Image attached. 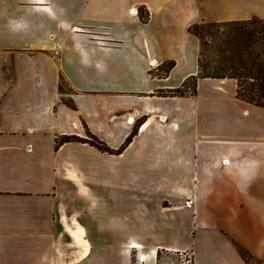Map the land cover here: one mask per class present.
Here are the masks:
<instances>
[{
    "label": "crops",
    "instance_id": "1",
    "mask_svg": "<svg viewBox=\"0 0 264 264\" xmlns=\"http://www.w3.org/2000/svg\"><path fill=\"white\" fill-rule=\"evenodd\" d=\"M251 18L264 19V0H0V264H85L84 233L144 256L246 264L241 249L264 264V108L227 79H199L194 96L155 94L196 73L189 26ZM59 74L73 94L59 93ZM134 127L119 155L55 148L89 131L116 150ZM112 179L127 190L106 189Z\"/></svg>",
    "mask_w": 264,
    "mask_h": 264
},
{
    "label": "trees",
    "instance_id": "2",
    "mask_svg": "<svg viewBox=\"0 0 264 264\" xmlns=\"http://www.w3.org/2000/svg\"><path fill=\"white\" fill-rule=\"evenodd\" d=\"M187 31L198 40L197 72L189 77L191 80L183 82L185 85L191 81L192 94L195 93L198 79H230L236 82L237 99L264 108V19L193 24ZM172 66L173 62L165 65L164 75ZM178 93L183 94L180 91ZM65 103L73 108L69 100ZM135 133L131 131L116 150L110 149L89 133V139L63 136L56 140L55 148L63 143L78 142L102 153L119 155ZM240 255L246 264H251L250 257L241 249Z\"/></svg>",
    "mask_w": 264,
    "mask_h": 264
},
{
    "label": "rangeland",
    "instance_id": "3",
    "mask_svg": "<svg viewBox=\"0 0 264 264\" xmlns=\"http://www.w3.org/2000/svg\"><path fill=\"white\" fill-rule=\"evenodd\" d=\"M139 15L141 16L140 20L142 22L146 21V18L144 16H142L141 13ZM203 23L204 22L198 23V24H203ZM94 42L98 43V44H102L101 40L95 39ZM165 65L163 64L162 68H164ZM163 71H164L163 69L159 70L157 75L164 76ZM189 77L191 78V76H189ZM189 77L187 79L191 80ZM57 80H58V91L61 95H69L71 93L73 94V91L68 86L67 81L63 77L62 74L58 75ZM221 80H224V79H221ZM227 80H230V79H227ZM197 81H196V85H197ZM234 84L236 85L235 81H234ZM176 89H177V91H174L175 89H172V90H168V91L158 92L155 94L157 96H167V97H177V96L189 97V96H194L197 93L196 88H195V93L192 94V92H191L192 91L191 81L186 82L185 85L182 83V85ZM178 91H180V93L181 94L183 93V94L180 95L178 93ZM201 95L205 97L206 94L202 92ZM63 98H66V97L64 96ZM251 105H253V104H251ZM238 116H239V114H238ZM228 128H230V127L228 126ZM131 131L136 132V127H134ZM88 133L91 134L89 131L87 132V134ZM83 139H89V136L88 137L86 136ZM122 161L123 160H120L116 163L115 169L113 166H112V168L116 171L117 179L119 178L120 181L124 180L126 182V187H127L128 186V183H127L128 180L127 179H131L132 177L129 174V170L127 168H125L126 164H124ZM128 166H129V163H128ZM112 182L114 184H112V186H110V187L106 186V189L113 190V192H116V195H119L121 193L122 189L127 190V188H121L120 184L118 185L117 183H115L114 179H112ZM114 186H116V187H114ZM112 187H114V189ZM92 195L93 194H91V195L88 194V196H89L88 198L91 200L90 203H92L91 207L89 208V213H92V212L96 213V209H93L95 207L96 201H92L94 199V196H92ZM75 218H76V216L74 217V219ZM112 218H113L112 215L104 216V220L101 221V223H103V224L100 223V225L104 226L106 228L108 225H110L112 223ZM88 219H89V223L93 225L94 229H96L97 228V217L95 215H91ZM82 220H83V218H82ZM80 226L82 227V225L76 221V224L73 225L72 229L75 230L76 228H78ZM83 238L86 239L87 241H89L87 244L88 255H87V257H85V259L83 261V262H85V264H141V263L142 264H193V260L191 258V255L188 252L158 248V249H155L156 251H155V254L153 255L154 257H151L150 255L144 256V254H143L149 250L137 249V251H134L131 249H125V250L120 249L119 250V249H114V248H103V246L105 244H106L105 246H108V244L106 243L107 241H113L114 239L112 237H110V240L109 239L103 240V238H105V235L101 234V233H91V234L84 233ZM151 240L154 242L158 241V239H156L154 237L151 238ZM77 248L74 247V251L77 250ZM77 251H78V254L76 255V257L78 260H80L82 254H83V248L82 249L78 248ZM141 259H145V261H141ZM250 262H251V264H261V262H259L257 260H250Z\"/></svg>",
    "mask_w": 264,
    "mask_h": 264
}]
</instances>
